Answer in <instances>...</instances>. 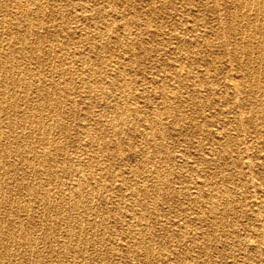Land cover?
<instances>
[{"label": "bare ground", "instance_id": "1", "mask_svg": "<svg viewBox=\"0 0 264 264\" xmlns=\"http://www.w3.org/2000/svg\"><path fill=\"white\" fill-rule=\"evenodd\" d=\"M230 127L264 143V0H0V264H264Z\"/></svg>", "mask_w": 264, "mask_h": 264}, {"label": "rangeland", "instance_id": "2", "mask_svg": "<svg viewBox=\"0 0 264 264\" xmlns=\"http://www.w3.org/2000/svg\"><path fill=\"white\" fill-rule=\"evenodd\" d=\"M165 1H167V0H165ZM197 8L200 9V12L201 13H204L206 15L208 21H210V22H213L214 21V18L212 17V15L209 12H206L207 10H205L204 7L197 6ZM190 13L191 14L198 13V11L196 10V7L195 6H192L190 8ZM167 36H169V35H167L166 32H165V33H161L158 37L165 38ZM172 42H174L173 39H172ZM217 64L222 65V63H220V62H217ZM201 67H203V66H201ZM206 68L208 69V73H209V75H210L211 78L212 77L214 78V76L218 73V72H215V70H214L215 68H214L213 65L206 66ZM225 71L226 70L223 69V71H220L217 74L218 75L219 85H217L216 87H218V89H220V90L223 87L222 85H223L224 80H223L222 76H223V74H224ZM236 74H237V76L239 75L238 72ZM228 91H229L228 93L232 94V92L230 90H228ZM203 94L204 95L206 94V96H207V98H209V100L216 99V97H217L214 94L213 91H210V92H207V93H203ZM200 98H202V96H200ZM243 100L244 101H243L242 108H243V111H244V115L245 116H249V117L255 115V113L251 110V108H250L251 106H250L249 102L246 100V97H243ZM219 108H220V105H216L214 107H210V108H208L205 111V113L212 114L214 112H218ZM185 109H186V112L187 113H190L191 110H192L189 105L186 106ZM232 128L230 127V129H228V133L230 135H238L241 138H244V140H245L246 143L241 144L240 147L241 148H245V146H247V145H249V147H248V150H246V151L244 149L245 152H243V156L250 157L252 159V161L254 162L253 173H252L253 175L251 176V174L249 173L248 175H245V177H243L244 179L234 178V183L243 182V181L246 180L247 181V184H248L249 183L248 179H250V178H253L256 182L257 181L264 180V169H262L260 166H258L259 162L261 160H263V158H264V143L262 142V140H260V139H258L256 137V134L253 131H246V132L243 131L242 132L238 128H235V127H232ZM184 130L186 131L185 127L183 126V124L180 123L179 125L176 126V128L174 129V131L171 132V137H170L169 145H168L169 146V150L171 151L172 155H177V154H179L181 152H186L188 154V156H189L190 159H197L198 158V153H197V151L195 150V148L192 145H188V143H186L184 141H180V140L178 141L179 138L180 139H181V137L184 138V135H185L184 134L185 133ZM185 138H187V137H185ZM180 146H183V148L180 147ZM207 146L209 147V145H207ZM207 146L205 147V149L207 148L205 151H208V147ZM191 147H193V148H191ZM235 155H236L235 152L231 153V155H230L231 157L230 158H233ZM129 162L130 163H133L134 162L133 157H130ZM177 163H179V161L173 160L172 167L174 169L176 168V164ZM176 170L173 172V173H175V174H173V176L175 175L173 182H174V185L175 186L180 187V186H182V184L180 183L181 180H179V178L176 175ZM248 185L245 188H243V190L236 188V191H235L236 192L235 193V196H242V198L244 197V201H245V204L246 205H243L242 208L247 213L250 212L249 210L252 207V203H253V200H254L255 196H264V194H262V193H260L258 191L255 192L253 190L254 187H252L250 185L248 186ZM178 196H179V200H180L182 198V196H184V195L183 194H178ZM195 226H198V225L195 224ZM171 227L174 228L175 226L171 225ZM224 229H225V231L223 232V234H225L227 232V229L226 228H224ZM230 241H231V238H229V237H226V238L222 237L220 239L214 240L209 245V246H211V248L213 249V251H215L214 255L211 257V261H212L211 264H229L230 263V258H228V257H221V255H219V251L226 252V253H228L229 251H233V250H231V248L225 246L227 244L226 242H230Z\"/></svg>", "mask_w": 264, "mask_h": 264}]
</instances>
